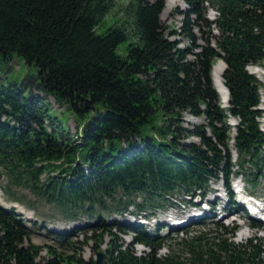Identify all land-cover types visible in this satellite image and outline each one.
Listing matches in <instances>:
<instances>
[{
	"label": "trees",
	"instance_id": "trees-1",
	"mask_svg": "<svg viewBox=\"0 0 264 264\" xmlns=\"http://www.w3.org/2000/svg\"><path fill=\"white\" fill-rule=\"evenodd\" d=\"M184 2L181 25L167 35L159 19L163 0H128L123 11L130 21L113 19L101 32L115 0H0V62L17 55L36 68L19 83L0 82V178L27 186L69 217H96L91 230L99 245L112 228L133 233L129 246L107 243L100 264H264L263 240L235 243L234 225L214 223L212 239L182 238V250L161 255L170 236L134 223L110 227L95 215L109 212V204L122 212L133 205L138 214L162 208L160 201L176 194L185 200L204 194L218 178L230 207L240 210L230 176L241 175L253 189L264 182L260 83L247 69L264 60V0ZM128 37L120 56L116 50ZM215 59L226 65L227 107L212 84ZM47 96L74 115L95 113L73 136L49 114ZM183 112L203 122L184 127ZM29 236L18 213L0 205V264H96L51 249L41 259ZM134 244L150 250L137 255Z\"/></svg>",
	"mask_w": 264,
	"mask_h": 264
},
{
	"label": "rangeland",
	"instance_id": "rangeland-1",
	"mask_svg": "<svg viewBox=\"0 0 264 264\" xmlns=\"http://www.w3.org/2000/svg\"><path fill=\"white\" fill-rule=\"evenodd\" d=\"M167 1L168 0H163V9L159 15V19L162 28L168 35L170 31L175 30L181 25L183 16L180 12L186 9L187 6L184 0H177V3L172 6L169 5ZM127 2L128 0H115L114 8L105 16L102 22L98 25L96 31H103L113 19H116L120 23H124V19L130 21V16H126L123 11L124 5ZM214 15V10L209 9L208 17L212 19L214 18ZM125 24L127 26L126 28H128V33L131 34V24L129 22H126ZM176 38L179 37H169L171 40ZM130 40L131 38L128 37L124 43L119 45L116 50L117 54L120 56L125 55V46ZM199 43H202V41L200 40ZM184 44H186V42L183 41V43H180L179 46L183 47ZM188 58L190 59L192 56L190 55ZM218 61H220V59H215L212 62L211 76L213 66ZM247 69L249 72L252 69H255V73H250L253 74L260 83V104L258 107L264 112V60H262L260 65H248ZM35 74V66L28 65L17 55H14L13 59L9 63L0 62V82L4 85L11 81L19 83L25 76ZM212 84L216 90L213 78ZM25 93L28 94V92ZM45 103L49 114L58 117L59 121L63 123L73 136H75L76 132L79 130L80 125L90 119L95 113V111L89 112L85 114L84 117L74 115L66 109L64 105L58 104L52 96H47ZM99 108L101 107L99 106ZM182 119V126L184 127H191L192 124L203 122L202 117H195L187 112L182 113ZM260 119H262L261 123H264V114ZM144 133L153 134V132L148 129H145ZM190 140L197 141V138L190 137L186 139L187 142ZM232 160H236L235 154H233ZM229 180L231 181L230 184L234 191L244 188V191L247 194L254 195L259 198L258 203L260 205L263 204L264 182H261L257 188L253 189L241 175H232ZM224 186H226L225 180L218 178L217 181H212L209 184V187L206 189L204 194L202 193L192 197H187L186 200L183 196L176 194L173 198L169 199V201H160L163 204L162 208L155 207L138 214L133 205H130L126 212H122L117 209L115 205L109 204V212H104L102 210L98 211V209H96L97 212L95 215L98 216L99 214V217L103 218L106 225L110 227H115L118 222H123L125 224L134 223L141 225L149 232L170 236L171 238L166 239L163 247L159 250V254L161 255L167 253L169 250H182L181 245L179 244L182 238L188 239L194 235L203 233L207 239H212L217 233L216 224L214 223H222L227 227L232 225L236 226L237 232H235L234 237L232 238L235 243H245L247 239L256 237L258 240H263L264 249V231L249 226V222L246 217L234 215L235 213L241 215L242 212L230 207L231 205L228 203L230 199L223 191ZM135 199L136 202H140L142 200L139 197H136ZM233 199L239 201L240 204H243L244 206V203L242 202L244 200H250V197L245 195V193L243 196L234 193ZM187 204L189 207L191 206L193 208H188ZM0 205L18 213L19 218L24 221L30 231L29 242L40 246L41 259L48 258L47 251L51 249L55 250L62 256L80 258L84 261L97 260L98 253H103L107 243H122L125 246H129L133 241V233L129 232L126 235H123L115 228H112L110 232L111 234L104 235L102 241L103 243H100L101 245H99L97 237L93 236L94 233L91 230V225L94 223L96 217L88 216L83 212L78 213L75 217H69L61 212V210L47 204L43 199L37 198L33 192L27 188V186L9 185L6 177L4 176L0 178ZM174 205H177L179 209H174ZM202 212L204 214H202ZM183 213H185V215ZM152 214H155L154 219L145 221L143 216ZM193 214H200L201 217H204V223L198 226L195 223L200 218H192L190 222L181 227L182 230L187 229V231L177 230L170 234L173 229L170 222H172L173 219L178 220L185 217L188 218L189 216L192 217ZM146 222H148V224H146ZM59 235H62L63 238H59ZM132 248L135 250L137 255L144 254L150 250L149 248L139 244L132 245Z\"/></svg>",
	"mask_w": 264,
	"mask_h": 264
},
{
	"label": "bare ground",
	"instance_id": "bare-ground-1",
	"mask_svg": "<svg viewBox=\"0 0 264 264\" xmlns=\"http://www.w3.org/2000/svg\"><path fill=\"white\" fill-rule=\"evenodd\" d=\"M167 2H168L169 5L172 6L173 4L177 3V0H168ZM224 68H225V64H224V62L221 61V59H220V61H218V62L213 66L212 78H213V82H214V86H215V88H216V91H217L218 94H219L220 101H221L222 105H223L224 107H226V106L228 105V92H227V88L224 87L223 82H222V72H223ZM250 72L255 73V69H252ZM257 74H259V73H257ZM258 109H259V107H258ZM257 120H259L260 123H261V120H262V119L257 118ZM263 120H264V119H263ZM229 121H230V122H233V123L236 122V120L233 119V118H230ZM261 126H262V128L264 129V123H261ZM242 206H243V204H242ZM239 207H240V206H239ZM240 208H241V207H240ZM243 208H244V207H243ZM191 220H192V217L189 216V217H188V220H187L185 223H188V222H190Z\"/></svg>",
	"mask_w": 264,
	"mask_h": 264
},
{
	"label": "water",
	"instance_id": "water-1",
	"mask_svg": "<svg viewBox=\"0 0 264 264\" xmlns=\"http://www.w3.org/2000/svg\"><path fill=\"white\" fill-rule=\"evenodd\" d=\"M226 66V65H225ZM228 92V90H227ZM235 132V131H234ZM102 257H103V254L102 253H98V259L96 260V264H100L102 262Z\"/></svg>",
	"mask_w": 264,
	"mask_h": 264
}]
</instances>
